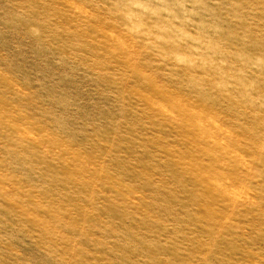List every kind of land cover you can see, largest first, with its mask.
<instances>
[{
	"label": "rangeland",
	"instance_id": "obj_1",
	"mask_svg": "<svg viewBox=\"0 0 264 264\" xmlns=\"http://www.w3.org/2000/svg\"><path fill=\"white\" fill-rule=\"evenodd\" d=\"M0 264H264V0H0Z\"/></svg>",
	"mask_w": 264,
	"mask_h": 264
}]
</instances>
